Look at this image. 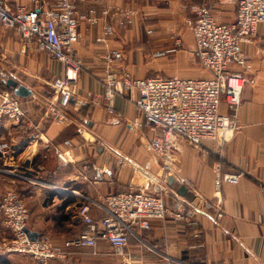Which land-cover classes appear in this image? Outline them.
Instances as JSON below:
<instances>
[{"label":"crops","instance_id":"obj_1","mask_svg":"<svg viewBox=\"0 0 264 264\" xmlns=\"http://www.w3.org/2000/svg\"><path fill=\"white\" fill-rule=\"evenodd\" d=\"M113 1L140 10L133 24H116L108 39L110 48L123 53L113 67L139 78L172 73L209 77V70L190 59L195 41L185 20L194 16L191 5L211 4L223 22L236 17V5L219 0ZM10 2L33 6L28 0ZM97 2L75 0L81 9ZM79 31L76 47L86 67L79 72L74 99L66 109L68 119L59 122L45 113L47 102L55 97L45 87L53 77L63 74L62 63L34 45H25L15 30L0 23V70L32 89L30 95L20 96L29 108L28 125L0 122V141L9 140L13 148L12 156L0 157V197L7 188H15L30 209V229L48 234L54 243L64 246L66 238L85 228L79 215L83 201H88L93 218L100 219L105 213L102 204L106 194L136 189L152 179V188L163 183L167 202L181 196L198 211L192 221L153 219L150 229L140 230L138 238L131 237L128 250L134 264H179L180 260L264 264V22L259 24L253 42L244 46L250 63L233 137L223 144L204 140V149L184 139L176 143V166L191 185L175 178L170 183L162 160L147 150L151 130L133 125L135 118L144 120L135 103L138 91L132 94L125 89L116 95L115 109L121 116L109 114L102 99L92 97L104 89L101 54L105 45L97 40L101 25L82 22ZM5 90L9 89L0 88V97ZM221 109L228 110L225 101ZM31 133L38 135L32 138ZM56 148L65 153L66 164L62 165ZM217 162L222 173H240L239 181H222L217 191ZM182 184L187 187L185 193L178 191ZM204 199L214 205L221 200L223 215H218L215 206L206 208ZM10 237L0 217V239ZM66 249L69 254L55 258L52 264H122L106 240H99L97 254L83 247ZM5 257L11 264H35L26 254L7 253Z\"/></svg>","mask_w":264,"mask_h":264},{"label":"built area","instance_id":"obj_2","mask_svg":"<svg viewBox=\"0 0 264 264\" xmlns=\"http://www.w3.org/2000/svg\"><path fill=\"white\" fill-rule=\"evenodd\" d=\"M28 1L32 7L0 0V23L15 30L25 45H34L62 63L63 74L50 81L55 97L47 102L45 113L48 118L59 122L68 119L66 109L74 99L79 72L86 67L76 47L80 38L79 25L85 22L101 25L97 40L105 45L101 54L104 89L100 95L92 93V97L101 98L109 114L121 116L115 109L116 95L125 89L132 94L138 91L135 103L144 120L135 118L133 125L139 130L144 126L151 130L145 146L162 160L165 177L172 175L181 183L192 184L175 163L174 149L179 139L204 149V140L223 144L233 137L238 129L237 115L250 63V55L244 46L253 42L259 24L264 22V0H219L236 5V17L230 22L220 21L211 4L191 5L194 16L185 20L195 41L190 59L211 73L209 77L197 78L178 73L139 78L125 69L113 67L116 60L122 59L123 53L110 48L108 39L115 33L116 24L128 26L136 21L140 14L137 7L116 4L113 0H97L99 2L86 9L79 8L75 0ZM0 74L3 79L9 77L5 71L0 70ZM223 101L228 106L227 111L221 109ZM3 120L22 126L29 123V108L10 90L3 91L0 97V122ZM37 135L31 133L32 138ZM65 142L71 143L70 140ZM55 150L62 165L66 164L65 153L59 148ZM12 154V144L2 139L0 157L7 158ZM1 170L6 169L2 167ZM215 171L217 191L222 181L237 183L241 176L240 173H222L219 162L215 164ZM153 184L152 179H147L139 188L106 194L102 204L105 213L100 219L93 218L88 201H83L79 215L85 228L66 238L64 246L54 243L48 234L30 236V209L15 188H7L0 197V217L11 237L0 239V253L26 254L35 264H52L55 258L69 254L66 247L89 248L97 254L99 240H106L122 264H134L128 250L131 237L138 238L140 230L150 229L153 219L192 221L198 211L181 196L167 202L163 183H158L155 188H152ZM203 203L206 208L217 207L218 215H223L221 200L215 205L207 199ZM262 229L264 233V221ZM179 264L199 263L180 260Z\"/></svg>","mask_w":264,"mask_h":264},{"label":"water","instance_id":"obj_3","mask_svg":"<svg viewBox=\"0 0 264 264\" xmlns=\"http://www.w3.org/2000/svg\"><path fill=\"white\" fill-rule=\"evenodd\" d=\"M0 79L4 80L8 86L12 87L13 92L19 96H28L32 93V89L30 87H28L26 84L22 82H18V80H16L13 77H7L6 79H3L0 74ZM173 180H174V177L170 175L169 182L172 183ZM186 190H187V187L184 184L180 185L178 188V191L181 193H185ZM28 232L32 238H35L40 235V232L32 230L30 228H28Z\"/></svg>","mask_w":264,"mask_h":264},{"label":"trees","instance_id":"obj_4","mask_svg":"<svg viewBox=\"0 0 264 264\" xmlns=\"http://www.w3.org/2000/svg\"><path fill=\"white\" fill-rule=\"evenodd\" d=\"M1 89H9L13 91V88L8 86L4 80H0ZM0 264H11L8 258L5 257V254L0 253Z\"/></svg>","mask_w":264,"mask_h":264},{"label":"rangeland","instance_id":"obj_5","mask_svg":"<svg viewBox=\"0 0 264 264\" xmlns=\"http://www.w3.org/2000/svg\"><path fill=\"white\" fill-rule=\"evenodd\" d=\"M7 73H8V71H7ZM8 74H10V73H8ZM26 76H27V77H30V76H28V75H26ZM29 80H31V79L29 78ZM0 88H1V87H0ZM45 88H46V90H47L48 93L53 92V89H52L51 85L48 84V86L45 87ZM10 91H11V90H10Z\"/></svg>","mask_w":264,"mask_h":264}]
</instances>
